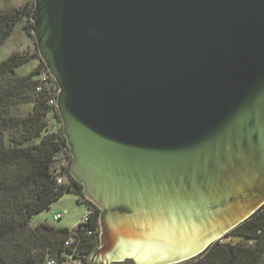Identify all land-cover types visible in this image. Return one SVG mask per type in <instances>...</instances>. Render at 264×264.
<instances>
[{
  "label": "water",
  "instance_id": "obj_1",
  "mask_svg": "<svg viewBox=\"0 0 264 264\" xmlns=\"http://www.w3.org/2000/svg\"><path fill=\"white\" fill-rule=\"evenodd\" d=\"M98 263L181 264L264 206V0H35Z\"/></svg>",
  "mask_w": 264,
  "mask_h": 264
},
{
  "label": "trees",
  "instance_id": "obj_2",
  "mask_svg": "<svg viewBox=\"0 0 264 264\" xmlns=\"http://www.w3.org/2000/svg\"><path fill=\"white\" fill-rule=\"evenodd\" d=\"M34 7L35 0L0 11V49L24 21L26 33L35 39ZM32 61H38L37 67L20 75L18 70ZM44 71L48 69L37 49L15 52L0 63V264H61L71 256L85 263L100 242V211L90 201H85L93 210L88 222L74 229L47 222L31 226L34 216L49 211L66 194L79 195L80 204L84 198V188L71 176L70 167L59 174L68 178L64 185L56 178L58 157L70 149L63 126L56 134L48 133L50 93L44 86L38 92ZM28 104L31 111L19 114L18 107ZM69 240L73 242L67 246ZM181 264H264V206L204 253Z\"/></svg>",
  "mask_w": 264,
  "mask_h": 264
},
{
  "label": "rangeland",
  "instance_id": "obj_3",
  "mask_svg": "<svg viewBox=\"0 0 264 264\" xmlns=\"http://www.w3.org/2000/svg\"><path fill=\"white\" fill-rule=\"evenodd\" d=\"M29 1L34 0H0V11L10 10L13 8H19L24 6ZM25 21L20 23L11 38L6 42V44L0 49V63L7 59L11 54L15 52L21 53H34L36 52L37 46L35 39H32L26 33ZM38 65V61H32L28 65L20 68L18 73L20 75L29 74ZM32 104L24 105L18 107L19 114H27L32 109ZM73 161V160H72ZM72 165V164H71ZM80 199L79 195L68 193L61 200L56 202L49 211H45L41 214L34 216L31 221V226L35 227L40 223L47 222L58 228H68L74 229L79 223L85 218L87 208L83 203L89 201L87 198L81 199L82 204L78 203ZM91 202V201H90ZM92 203V202H91ZM56 214H62L63 218L60 221H55L54 217ZM100 240V235H99ZM100 244V242H99ZM98 244V247H99ZM91 261V256L88 258L87 262L83 263L80 260L74 259L70 264H88ZM100 264H103L102 262ZM124 264H134V263H124Z\"/></svg>",
  "mask_w": 264,
  "mask_h": 264
},
{
  "label": "built area",
  "instance_id": "obj_4",
  "mask_svg": "<svg viewBox=\"0 0 264 264\" xmlns=\"http://www.w3.org/2000/svg\"><path fill=\"white\" fill-rule=\"evenodd\" d=\"M39 80H40L41 87L38 89V92H41L43 90V86H44L47 88V90L50 93V99L48 100V105L51 107L52 112L49 114V117H48V122H49L48 133L49 134H56L60 131V129L62 127V124L59 122L60 120L57 118V116L59 115L57 102H58V96L60 93H59L58 88L54 82V79L51 76V74L49 73V71H44L40 75ZM58 159L61 161V163H60V167H59L58 171L56 172V174L58 175L56 178H57L59 185H64L67 181L66 179H68V178L66 176L61 177L59 174H61L62 171L67 172L69 167L71 168L70 163L72 164V156L70 154V151L66 150L65 152H63L58 157ZM83 205H85V203H83ZM86 208H87V211H86L85 218L79 224L87 223L89 220V217L91 216V214L93 212L92 208H89L87 206H86ZM62 218H63L62 214H56L54 217V220L60 221ZM72 242H73V240H69L66 243V245L70 246L72 244ZM75 257L78 258L79 256L76 254ZM73 260H74V256H71L69 262H64L61 264H70ZM49 264H57V263L55 261H50Z\"/></svg>",
  "mask_w": 264,
  "mask_h": 264
},
{
  "label": "flooded vegetation",
  "instance_id": "obj_5",
  "mask_svg": "<svg viewBox=\"0 0 264 264\" xmlns=\"http://www.w3.org/2000/svg\"><path fill=\"white\" fill-rule=\"evenodd\" d=\"M88 264H100V263L97 262L96 258L95 259L92 258L91 261H90V263H88ZM115 264H117V263H115ZM121 264H124V263H121Z\"/></svg>",
  "mask_w": 264,
  "mask_h": 264
}]
</instances>
